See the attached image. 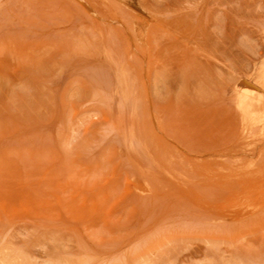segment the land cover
Returning a JSON list of instances; mask_svg holds the SVG:
<instances>
[{
    "label": "rangeland",
    "instance_id": "rangeland-1",
    "mask_svg": "<svg viewBox=\"0 0 264 264\" xmlns=\"http://www.w3.org/2000/svg\"><path fill=\"white\" fill-rule=\"evenodd\" d=\"M0 264H264V0H0Z\"/></svg>",
    "mask_w": 264,
    "mask_h": 264
}]
</instances>
